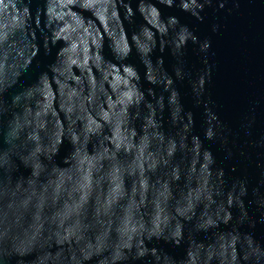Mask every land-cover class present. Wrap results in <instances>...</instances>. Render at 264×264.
I'll return each instance as SVG.
<instances>
[{
	"label": "water",
	"instance_id": "obj_1",
	"mask_svg": "<svg viewBox=\"0 0 264 264\" xmlns=\"http://www.w3.org/2000/svg\"><path fill=\"white\" fill-rule=\"evenodd\" d=\"M0 264H264V0H0Z\"/></svg>",
	"mask_w": 264,
	"mask_h": 264
}]
</instances>
